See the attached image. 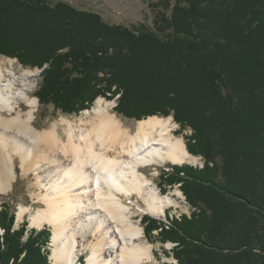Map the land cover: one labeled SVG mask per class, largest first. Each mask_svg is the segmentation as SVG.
<instances>
[{
	"label": "trees",
	"instance_id": "16d2710c",
	"mask_svg": "<svg viewBox=\"0 0 264 264\" xmlns=\"http://www.w3.org/2000/svg\"><path fill=\"white\" fill-rule=\"evenodd\" d=\"M153 27L109 23L68 1L0 0V55L39 68L42 106L65 114L98 97L143 120L172 115L203 166L162 169L190 213L144 215L179 264H264V0H159ZM0 209V264H51V228ZM80 264H85L84 262Z\"/></svg>",
	"mask_w": 264,
	"mask_h": 264
},
{
	"label": "bare ground",
	"instance_id": "6f19581e",
	"mask_svg": "<svg viewBox=\"0 0 264 264\" xmlns=\"http://www.w3.org/2000/svg\"><path fill=\"white\" fill-rule=\"evenodd\" d=\"M36 75L35 69L18 71L0 58V193L14 188L18 167L35 171L45 206L32 216V225L52 226L53 264H75L78 251L87 249V264H163L156 261L144 227L133 220L138 211L128 201L136 194L144 202L141 211L159 217L175 203L142 170L194 160L185 140L175 136L172 118L150 116L131 133L99 99L91 121L63 118L41 130L34 123L39 99L26 88ZM47 164L53 169L46 181L40 169ZM27 211L22 206L19 218Z\"/></svg>",
	"mask_w": 264,
	"mask_h": 264
},
{
	"label": "rangeland",
	"instance_id": "374dc122",
	"mask_svg": "<svg viewBox=\"0 0 264 264\" xmlns=\"http://www.w3.org/2000/svg\"><path fill=\"white\" fill-rule=\"evenodd\" d=\"M51 2H56L58 0H50ZM68 1L74 6L86 10H92L100 13L105 21L109 23H120L127 26H132L136 24L144 23L146 25H149L153 27L154 25V19L155 15L161 7L153 8L150 6V3L158 4L159 0H64ZM0 58H5L8 61L9 66H15L16 70L20 71L25 68H31L26 67L23 64L19 62L17 58H12L4 55H0ZM12 59L13 61H9ZM2 60V59H1ZM35 69L37 72V75L32 77L31 81L28 82L26 88L27 90L31 92L32 95L37 97V91H38V83L41 79V71L42 69L39 68H31ZM99 99H103L104 107L110 114H114L118 117V119H121L123 123L125 124V128H129L131 130V133H135L137 130V123L140 120H135L132 118H127L122 115H119L115 111V106L117 105L116 99H107L103 96H100L95 101V104L91 109H87L82 111L79 114H65L60 111H56L53 106H42L39 102L36 111H35V125L37 128L41 130L49 129L52 127L53 123L60 122L63 118L67 120H71L75 122L76 124L80 123V121H91L93 117L95 116L94 109L97 107V103ZM159 116L162 118H168L171 117L174 121L175 126V136L181 137L185 140L186 143V135H190L192 133V130L189 128L181 129L180 124L174 119L172 115L169 116H161V115H154ZM150 117V116H149ZM90 126H88L89 128ZM60 131L64 135V138H66V131L63 129V126H60ZM187 146V145H186ZM191 154V153H190ZM195 158L191 162H185L191 165H199L201 166L203 164L204 159L201 156H195ZM18 165L20 162L17 163ZM173 164H184V163H172L168 162L165 164L155 165V166H147L143 167L142 170L153 179L154 181V187L163 195H168L170 197H173L175 200V203H172L169 205L166 209L164 216H156L150 212H142L144 207L143 200L138 197L136 194H132L134 196V201H128V203L132 204V207L136 212L134 221H139L141 225L142 223V217L146 214L151 215L153 217H156L158 219H164L167 220V215L172 216H178L182 213H190L191 212V206L187 200V197L183 190L181 189V184L177 183L175 185H169L167 187V190L165 193L162 192L160 187V174L162 169L168 167L169 165ZM20 166V165H19ZM53 167H49V164H47V167H41L40 174L44 175V180L47 178V173L52 170ZM47 181V180H46ZM40 189L36 185V173L35 171H30V173H24L20 167H18V178L14 183V188L8 192V193H0V209L2 207L3 202H9L15 205V208L17 210V219H16V226L19 227L23 223L27 222L29 228H38L37 226L32 225V216L36 213L39 207H44L45 205L40 201L38 197ZM139 200V204L138 201ZM140 205V206H139ZM141 205L143 207H141ZM27 207L28 211L25 214L24 218H19V213L21 210V207ZM48 226L52 230V226L49 223H46L41 228ZM144 227V226H143ZM39 229V228H38ZM145 238L147 241H150L154 244V252L155 256L157 258L156 261L159 263H165V264H179L178 260L174 256L173 248L175 247L176 243L170 241V240H164L162 239L161 235L159 234V231H155L152 236L149 238L145 234ZM49 248L53 249L52 240L49 243ZM90 250H79L78 251V259L76 261L77 264L84 262L87 264L88 257H89ZM51 256V255H50ZM52 261V259H51ZM53 264V262H51Z\"/></svg>",
	"mask_w": 264,
	"mask_h": 264
}]
</instances>
